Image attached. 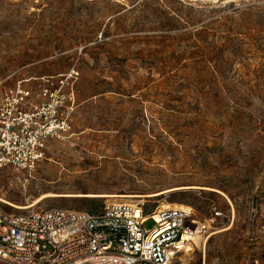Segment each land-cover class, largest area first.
<instances>
[{
  "label": "rangeland",
  "instance_id": "rangeland-1",
  "mask_svg": "<svg viewBox=\"0 0 264 264\" xmlns=\"http://www.w3.org/2000/svg\"><path fill=\"white\" fill-rule=\"evenodd\" d=\"M74 67L75 134L0 167L5 209L220 210L172 264L264 261V0H0V92Z\"/></svg>",
  "mask_w": 264,
  "mask_h": 264
},
{
  "label": "built area",
  "instance_id": "built-area-1",
  "mask_svg": "<svg viewBox=\"0 0 264 264\" xmlns=\"http://www.w3.org/2000/svg\"><path fill=\"white\" fill-rule=\"evenodd\" d=\"M78 76L74 67L0 92V167L32 172L51 140L74 136ZM222 214L214 210L210 219L200 220L192 206L149 208L145 201L122 200L96 211L10 212L0 200V264H172L195 236L205 243ZM252 264L264 261L256 258Z\"/></svg>",
  "mask_w": 264,
  "mask_h": 264
},
{
  "label": "bare ground",
  "instance_id": "bare-ground-1",
  "mask_svg": "<svg viewBox=\"0 0 264 264\" xmlns=\"http://www.w3.org/2000/svg\"><path fill=\"white\" fill-rule=\"evenodd\" d=\"M180 188V187H179ZM164 191L162 192H155V193H152V194H149V196H155V195H159L161 193H163ZM58 193H54V192H47V193H44L42 194L40 197L36 198L33 202H30L29 204L27 205H19V204H13L14 206L20 208V209H29V208H32L34 206H36L42 199H44L45 197H48V196H55L57 195ZM78 195H81V194H78ZM86 195H98V196H104V197H111V198H114V197H121V198H127V197H135L136 195H133V194H119V193H102V194H95V193H88ZM139 196V195H137ZM0 200L2 201H7L6 199L0 197ZM189 205H185V204H180V203H163L162 205L159 206V208H169V207H176V208H186L188 207ZM187 238L186 234L184 235V240ZM199 236H195L193 238V242L192 243H198L199 242ZM188 243L190 242H186L184 244V248L183 250H187V245ZM205 244V243H204ZM185 251V252H187Z\"/></svg>",
  "mask_w": 264,
  "mask_h": 264
},
{
  "label": "trees",
  "instance_id": "trees-1",
  "mask_svg": "<svg viewBox=\"0 0 264 264\" xmlns=\"http://www.w3.org/2000/svg\"><path fill=\"white\" fill-rule=\"evenodd\" d=\"M92 200H94V199H92Z\"/></svg>",
  "mask_w": 264,
  "mask_h": 264
}]
</instances>
